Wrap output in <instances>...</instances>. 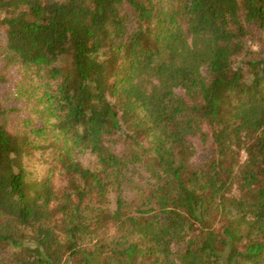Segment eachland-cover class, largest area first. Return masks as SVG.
<instances>
[{"label": "trees", "instance_id": "trees-1", "mask_svg": "<svg viewBox=\"0 0 264 264\" xmlns=\"http://www.w3.org/2000/svg\"><path fill=\"white\" fill-rule=\"evenodd\" d=\"M263 34L264 0H0V264H264Z\"/></svg>", "mask_w": 264, "mask_h": 264}, {"label": "rangeland", "instance_id": "rangeland-1", "mask_svg": "<svg viewBox=\"0 0 264 264\" xmlns=\"http://www.w3.org/2000/svg\"><path fill=\"white\" fill-rule=\"evenodd\" d=\"M264 37V34H263ZM264 39V38H263ZM258 39L254 40L255 43H250V49L252 51V54H250V57L253 58H260L262 57L261 48L259 47V44L257 42ZM178 94L182 95L181 91L177 92ZM113 143V144H112ZM196 143V154L192 159V162L199 163L204 157H206V145L204 144H198ZM109 144H111L112 151L120 152L123 150V144L120 142V140H113ZM242 159H244V155H242ZM51 161V154L49 152L47 153H40V152H31L30 155H24L22 158V165L25 167L26 172L28 173L29 179H40L43 176L46 175V171L48 169V165ZM80 161L82 165H91L93 161V157L86 153L82 156H80Z\"/></svg>", "mask_w": 264, "mask_h": 264}]
</instances>
